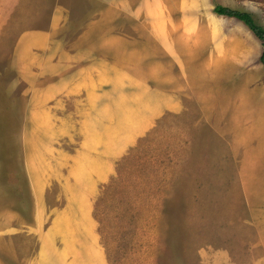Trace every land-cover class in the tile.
<instances>
[{"label": "rangeland", "instance_id": "374dc122", "mask_svg": "<svg viewBox=\"0 0 264 264\" xmlns=\"http://www.w3.org/2000/svg\"><path fill=\"white\" fill-rule=\"evenodd\" d=\"M178 1L0 0V264H264V0Z\"/></svg>", "mask_w": 264, "mask_h": 264}, {"label": "trees", "instance_id": "16d2710c", "mask_svg": "<svg viewBox=\"0 0 264 264\" xmlns=\"http://www.w3.org/2000/svg\"><path fill=\"white\" fill-rule=\"evenodd\" d=\"M214 11L218 14L236 17L242 20L264 45V26L256 22L252 13L234 9L222 4H216ZM261 61L264 63V50L261 54Z\"/></svg>", "mask_w": 264, "mask_h": 264}, {"label": "crops", "instance_id": "0c3cea01", "mask_svg": "<svg viewBox=\"0 0 264 264\" xmlns=\"http://www.w3.org/2000/svg\"><path fill=\"white\" fill-rule=\"evenodd\" d=\"M169 1H171V3L170 4H173V0H169ZM164 3H165V8H167V10H168V12H169V10H170V4H169V2H168V0H164ZM177 3H179V5L181 6V8H183V10H184V8L185 7H190V5H192V2H190L189 0H180V1H178ZM184 4V6H182ZM152 5H158V3L156 2V3H153L152 1L150 2V8H151V12H153L152 11ZM165 10V9H164ZM192 10V9H191ZM191 10H189V9H186V10H184V12H185V14L187 13V12H190ZM226 17V16H225ZM213 34L214 35H216V31H215V29H213ZM214 37H216V36H214ZM213 37V40L211 39L210 40V42H209V46H212L213 48H214V45H217V42H219V41H221V40H218V39H215ZM213 41V43H211ZM212 52H214V51H212ZM158 56V55H157ZM183 56V58H182V62H188L189 63V65H190V63H194V65L196 66V64H198L197 65V67H195L194 65H192V68H193V71L194 72H198V70H199V66H200V63L199 62H203V61H206L205 59H202V60H196V59H194V58H192L189 54H187V55H182ZM212 58V60L213 61H216L217 62V57H215V56H212V55H208V57L206 58L207 59V61H209L210 59ZM196 68V69H195ZM188 69H189V72H190V67H188ZM219 72H221V70H218ZM215 72H217V71H215ZM214 72V73H215ZM201 74V75H203L204 73L203 72H201V71H199L198 72V74ZM213 73V74H214ZM213 77H215V75H213Z\"/></svg>", "mask_w": 264, "mask_h": 264}]
</instances>
